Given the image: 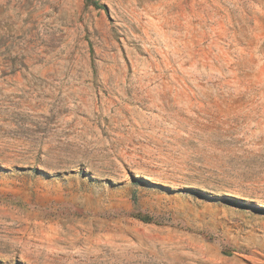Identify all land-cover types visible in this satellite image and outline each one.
<instances>
[{
  "label": "rangeland",
  "instance_id": "374dc122",
  "mask_svg": "<svg viewBox=\"0 0 264 264\" xmlns=\"http://www.w3.org/2000/svg\"><path fill=\"white\" fill-rule=\"evenodd\" d=\"M0 0V264H264V0Z\"/></svg>",
  "mask_w": 264,
  "mask_h": 264
},
{
  "label": "trees",
  "instance_id": "16d2710c",
  "mask_svg": "<svg viewBox=\"0 0 264 264\" xmlns=\"http://www.w3.org/2000/svg\"><path fill=\"white\" fill-rule=\"evenodd\" d=\"M87 4L93 5L95 8H104L97 0H85Z\"/></svg>",
  "mask_w": 264,
  "mask_h": 264
}]
</instances>
